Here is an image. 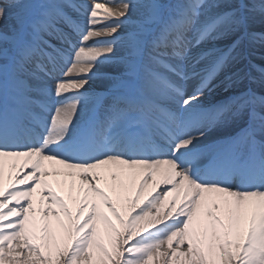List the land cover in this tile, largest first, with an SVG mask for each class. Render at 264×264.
<instances>
[{"label":"snow or ice","instance_id":"1","mask_svg":"<svg viewBox=\"0 0 264 264\" xmlns=\"http://www.w3.org/2000/svg\"><path fill=\"white\" fill-rule=\"evenodd\" d=\"M257 19L264 0H0V264H264Z\"/></svg>","mask_w":264,"mask_h":264},{"label":"bare ground","instance_id":"2","mask_svg":"<svg viewBox=\"0 0 264 264\" xmlns=\"http://www.w3.org/2000/svg\"><path fill=\"white\" fill-rule=\"evenodd\" d=\"M98 3L101 4H105L107 3V0H97ZM109 7L115 8L116 4H109ZM134 15L132 17V19H134ZM252 30L256 31V32H261L264 31V22H261L259 19L256 20V22L252 25ZM120 31V30H118ZM223 44H227L229 43L228 40H225L222 42ZM244 47L246 49V51H248L250 54L248 55V59L244 62L245 64H248L249 62L252 65H257L260 68H264V46L260 45V44H254V45H249L247 41H244ZM117 55H119V52H117ZM97 71H98V75L96 78H93L92 80H90L88 82V85L86 86L89 93H103L105 92V90L107 89L108 85L111 83V81L109 79L105 78L106 74H111V75H116L118 73H120L122 71V68L112 62V61H108V62H104L101 63L99 65H97ZM253 71V75H258V72L255 71V69L252 70ZM247 81L244 82L245 85H247ZM252 87L257 88V91H260L258 85H252ZM223 137L219 134H217L215 132V130H213V132L209 135V139L206 141H203V143L208 144L211 143L212 141L215 140H220ZM211 159V156H207L204 158V163H207L208 160ZM14 160L13 158H5V168H4V186L7 187L9 185V183L12 181V176H10V173L14 174L15 171L17 170V168L19 167V164L17 163V167L13 168L12 164H13ZM48 164V167L51 169L53 167H60L59 165H57L55 162H46ZM29 171V169H25V172ZM23 178V173L21 174V177H19V179L22 180ZM48 179L52 180V188L53 190H55L58 194L60 195H64L66 197V190H62V188L55 183V178L53 177H47ZM137 184L139 183V177H137L136 180ZM153 183L152 178H149V186H151ZM18 187H23V185H18ZM43 186L42 185H37L36 189L33 192V207L37 209V211L35 213H33L31 210L29 212V216L32 215H36L37 218L40 216V212L38 211L40 204H39V200H40V192H41V188ZM162 187V186H161ZM159 190V188L157 189V191ZM148 192H149V188H145L144 193L141 194V204L137 205V204H133L131 203V201L129 199H126L124 202L122 203H117V207L118 209L121 210L122 215L125 216V219H127V210L128 209H132L134 211H138L139 206H142V202L148 197ZM109 194L111 195V192H109ZM128 196H134L135 195V191H132L130 193H127ZM174 195L172 193H170L169 195V199H171V196ZM67 198V197H66ZM23 203V201H22ZM47 204V201H45V205ZM158 206H159V202H157ZM69 206L73 207L71 201H69ZM107 211V210H105ZM151 215L155 216L156 215V209L152 208L150 209ZM109 217L113 220V223L116 224L117 228H119L121 231L124 230L123 226L120 225V223L118 221L115 220L114 217L111 216V213H108ZM143 223V221L141 222ZM39 242V241H37ZM175 246V245H173ZM7 250V249H6ZM164 248L161 249V251H163ZM43 251H45L46 253L48 252V249H43ZM43 262H41L42 264Z\"/></svg>","mask_w":264,"mask_h":264},{"label":"rangeland","instance_id":"3","mask_svg":"<svg viewBox=\"0 0 264 264\" xmlns=\"http://www.w3.org/2000/svg\"><path fill=\"white\" fill-rule=\"evenodd\" d=\"M43 264V263H42Z\"/></svg>","mask_w":264,"mask_h":264}]
</instances>
